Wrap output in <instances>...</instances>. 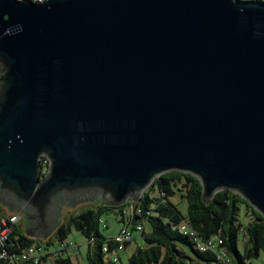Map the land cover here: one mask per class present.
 <instances>
[{
	"label": "water",
	"instance_id": "water-1",
	"mask_svg": "<svg viewBox=\"0 0 264 264\" xmlns=\"http://www.w3.org/2000/svg\"><path fill=\"white\" fill-rule=\"evenodd\" d=\"M171 171L264 217V0H0V199L25 233Z\"/></svg>",
	"mask_w": 264,
	"mask_h": 264
},
{
	"label": "trees",
	"instance_id": "trees-1",
	"mask_svg": "<svg viewBox=\"0 0 264 264\" xmlns=\"http://www.w3.org/2000/svg\"><path fill=\"white\" fill-rule=\"evenodd\" d=\"M41 176H44L42 171ZM176 193L187 203L186 215L180 212L171 199ZM127 202L119 206L98 202L94 207L65 214V219L47 239L29 237L22 228L13 225L6 249L8 253L18 254L33 243L45 241L42 243L44 248L53 246L54 243L65 242L74 228L87 239L85 256L88 264H121L120 253L135 237L126 243L119 258L113 262L110 256L108 260L105 259L107 253L103 247L106 246L110 252L116 244L100 230L101 216L115 211L120 215L121 222L130 224L132 235L135 226L143 224V230L138 232L142 244H138L127 256L126 263L122 264H247L248 260L258 257L261 251L264 253V217L244 198L228 189L216 192L209 202H204L199 179L189 173L171 171L155 178L141 198L135 201L141 210L140 214L125 216L122 208ZM241 204L245 206V216L248 217L245 223L240 216ZM183 221L198 233L201 240L212 239L215 246L200 250L189 236L179 230ZM240 233L246 239L243 251L238 248ZM221 250L225 251L226 262L217 258ZM61 256L58 254L56 257L57 264H71L69 256ZM45 258L48 257H41L42 263ZM0 264L11 262L7 258H0Z\"/></svg>",
	"mask_w": 264,
	"mask_h": 264
},
{
	"label": "built area",
	"instance_id": "built-area-1",
	"mask_svg": "<svg viewBox=\"0 0 264 264\" xmlns=\"http://www.w3.org/2000/svg\"><path fill=\"white\" fill-rule=\"evenodd\" d=\"M32 2H38L41 0H29ZM47 159H42V166L41 171L45 173L47 170ZM123 213L127 217H132L135 214H140V208L135 204V201H128L126 205H124ZM20 220V215L17 212H7L3 209L0 204V258H7L11 264H42L41 257H52L55 258L58 254H61L64 249L67 247H72L73 244L60 242L59 244H54L53 246H49L44 248L42 243L45 241L40 242V244L33 243L23 250L20 253L16 254L8 253L6 246L7 240L12 232L13 225H17ZM130 224H124L117 233H115L111 240L116 244V247L108 252L107 247H103V251L106 252L110 259L115 262L119 258V253L125 248L126 243L133 239L132 231L130 230ZM143 230V224L139 223L135 226V231L139 233ZM179 230L189 236L195 243L196 246L200 250H206L213 248L215 243L212 239L207 241H203L199 238L198 233L191 228V226L186 222L183 221L179 225ZM218 260L221 262H226L227 259L225 257V251L221 250L217 255Z\"/></svg>",
	"mask_w": 264,
	"mask_h": 264
},
{
	"label": "rangeland",
	"instance_id": "rangeland-1",
	"mask_svg": "<svg viewBox=\"0 0 264 264\" xmlns=\"http://www.w3.org/2000/svg\"><path fill=\"white\" fill-rule=\"evenodd\" d=\"M247 1H253V0H247ZM154 192V191H153ZM172 201L176 203L178 209L183 215L187 214V203L183 197L179 195V193H176L172 198ZM98 202L93 203H87V204H81L76 205L66 211H64V216L62 215L61 220H64L65 216L70 213H75L81 209H85L87 207H94V205H97ZM19 214V213H18ZM66 214V215H65ZM20 215V214H19ZM240 216L243 219V222L245 223L248 221V217L245 216V206L243 204L240 205ZM120 215L115 211H110L107 213H104L101 216L100 220V230L103 233V235H110L113 234L116 231V228L121 224ZM61 222V221H60ZM107 223L109 226H106ZM18 227L22 228L25 231L26 228V222L25 219L20 216V220L18 222ZM52 236V234H51ZM133 236L136 238L134 241L129 243L127 248V253L124 254V257L122 259L123 263H126V258L128 255L132 253V251L136 248L138 244L141 242V237L138 234V231H133ZM66 243L73 244L72 247H69L68 253L72 255V262L73 264H88L86 260V249H87V239L76 229L72 228L69 232L68 236L65 239ZM246 243L245 237L240 233L238 238V248L240 251H243L244 246ZM78 247L79 251H71V249H75ZM105 259H109V255H105ZM196 264V263H195ZM247 264H264V253L261 251L260 255L256 258H252L247 261Z\"/></svg>",
	"mask_w": 264,
	"mask_h": 264
},
{
	"label": "crops",
	"instance_id": "crops-1",
	"mask_svg": "<svg viewBox=\"0 0 264 264\" xmlns=\"http://www.w3.org/2000/svg\"><path fill=\"white\" fill-rule=\"evenodd\" d=\"M124 225V223L123 222H121V224L116 228V231L113 233V234H110V235H106V237H112L115 233H117L118 232V230L122 227ZM107 226H109V224L107 223ZM136 238H134V240H135ZM66 243V242H65ZM55 244V243H54ZM142 244V240H141V242H140V244L139 245H141ZM129 246V245H128ZM128 246L125 248V250L124 251H122L121 253H120V257H121V260L123 259V257H124V254H126L127 253V248H128ZM68 248L69 247H67L66 248V251H64V252H62L61 253V257H63V258H65V257H67V256H69L70 257V260H71V264H73V262H72V255H70V253H68V251H70V250H68ZM71 251L73 252V251H79V249H78V247L76 248V250L75 249H71ZM123 262V261H122ZM122 262H121V264H122ZM42 264H57L56 263V261H55V258H52V257H48V258H45V260H44V263H42Z\"/></svg>",
	"mask_w": 264,
	"mask_h": 264
},
{
	"label": "flooded vegetation",
	"instance_id": "flooded-vegetation-1",
	"mask_svg": "<svg viewBox=\"0 0 264 264\" xmlns=\"http://www.w3.org/2000/svg\"><path fill=\"white\" fill-rule=\"evenodd\" d=\"M0 204L1 206L3 207V209L7 212H14V210H12L10 207H8L3 201H1L0 199ZM21 218H22V215L20 214Z\"/></svg>",
	"mask_w": 264,
	"mask_h": 264
}]
</instances>
